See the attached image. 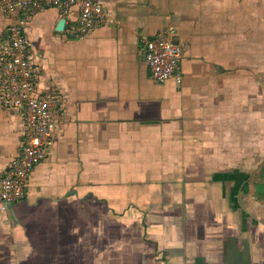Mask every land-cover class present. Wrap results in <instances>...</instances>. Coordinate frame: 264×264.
I'll return each instance as SVG.
<instances>
[{
	"label": "crops",
	"instance_id": "1",
	"mask_svg": "<svg viewBox=\"0 0 264 264\" xmlns=\"http://www.w3.org/2000/svg\"><path fill=\"white\" fill-rule=\"evenodd\" d=\"M92 1L111 19L83 36L69 30L75 7L11 15L0 3V48L19 24L35 94L57 98L51 144L24 197L0 210V264H69L72 243L101 233L87 225L103 206L111 219L140 213L159 263L264 264L252 183L264 176V0ZM159 34L183 49L180 84L150 77L142 40ZM3 75L0 61V176L24 138Z\"/></svg>",
	"mask_w": 264,
	"mask_h": 264
},
{
	"label": "built area",
	"instance_id": "2",
	"mask_svg": "<svg viewBox=\"0 0 264 264\" xmlns=\"http://www.w3.org/2000/svg\"><path fill=\"white\" fill-rule=\"evenodd\" d=\"M7 14L27 9L35 12L44 7H52L59 13H67L71 8L78 10L75 23L70 24L71 32L85 35L97 19L110 20V13L92 0H0ZM7 40L0 48V61L4 75L5 103L22 108L24 138L19 157L0 176V210H8L25 195L26 186L34 166L43 158L45 149L51 144V134L56 128L57 98L53 95H36L34 74L36 62L26 49L22 28L16 22L8 24ZM143 56L149 67L153 81L163 83L172 80L180 84L182 75L181 45L172 35L159 34L143 39Z\"/></svg>",
	"mask_w": 264,
	"mask_h": 264
},
{
	"label": "rangeland",
	"instance_id": "3",
	"mask_svg": "<svg viewBox=\"0 0 264 264\" xmlns=\"http://www.w3.org/2000/svg\"><path fill=\"white\" fill-rule=\"evenodd\" d=\"M260 181V185L258 184L259 179L257 181H252L255 189V197H257L259 200L260 197L264 199V176L260 179ZM260 204L262 205V221L264 223V203ZM254 207L255 204L253 201H251L248 203L246 209L248 211H253ZM102 210L104 211V216L99 213L92 215L88 219L89 222L87 225L88 230L90 228L94 229L96 225L101 226V233L97 234L96 230H91L88 232L87 240H85L88 249L86 246L83 248L82 246L84 245H81L82 248H80V246L77 245L78 243H72L71 250L69 252V256L71 257L69 264H90V261H94L95 243L97 245L103 243L102 245L107 244L112 247L107 252L104 251L103 257H106L101 262L102 264H162L158 262V257L154 256V254L157 253V250L154 253V250L152 249H144V247L149 246L143 242L147 241L148 238H146L145 235L146 227L142 224V220L139 216L140 213L138 215L132 214V216L130 215L127 219L120 218L119 220L114 216L111 219L109 213L106 212L107 209L104 206ZM98 214L102 216V218H99L101 221L98 220ZM105 214L108 215L106 216ZM114 219H118L119 223H114ZM251 220L252 219H248V222L252 223ZM83 257H86L85 260L82 259Z\"/></svg>",
	"mask_w": 264,
	"mask_h": 264
},
{
	"label": "water",
	"instance_id": "4",
	"mask_svg": "<svg viewBox=\"0 0 264 264\" xmlns=\"http://www.w3.org/2000/svg\"><path fill=\"white\" fill-rule=\"evenodd\" d=\"M64 25H65V19H60L55 27L56 30L58 31H62L64 29ZM11 206V204H8V208Z\"/></svg>",
	"mask_w": 264,
	"mask_h": 264
}]
</instances>
